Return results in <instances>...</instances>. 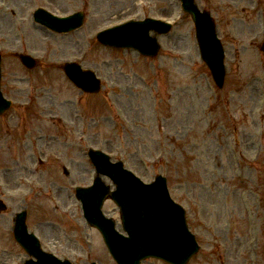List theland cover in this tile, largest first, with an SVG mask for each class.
I'll return each instance as SVG.
<instances>
[{"label":"rangeland","instance_id":"1","mask_svg":"<svg viewBox=\"0 0 264 264\" xmlns=\"http://www.w3.org/2000/svg\"><path fill=\"white\" fill-rule=\"evenodd\" d=\"M197 1L224 11L231 3ZM36 6L59 15L84 10L86 23L54 32L34 22ZM232 12L220 20L230 75L216 93L199 60L194 24L177 0H0L3 91L14 100L8 112L19 114L0 117V190L9 204L0 223V253L7 263L21 256L10 222L25 206L29 227L57 251L71 253L79 264L93 259L116 264L75 193L68 196L76 185L93 181L91 146L123 160L145 181L158 173L170 177L171 195L186 205L202 245L188 264H264V98L252 95L255 82L249 80L253 72L264 79V63L251 44L262 26L258 19L247 26ZM144 15L177 21L175 31L161 37L155 57L95 38L101 28ZM19 51L37 57V66L22 65ZM69 60L98 72L101 89L87 93L75 86L61 69ZM237 87L245 91L230 104L213 101ZM56 119L62 122L51 126ZM13 159L18 164L9 178L4 167L14 165ZM104 209L120 215L111 199ZM143 264L167 263L148 259Z\"/></svg>","mask_w":264,"mask_h":264},{"label":"water","instance_id":"2","mask_svg":"<svg viewBox=\"0 0 264 264\" xmlns=\"http://www.w3.org/2000/svg\"><path fill=\"white\" fill-rule=\"evenodd\" d=\"M190 0H185L190 4ZM39 12V11H38ZM37 12V13H38ZM199 22V34L203 36V17L196 15ZM38 20L46 22L55 29H64L62 22L64 18L55 17L46 12L36 14ZM156 27L150 20L144 22H132L116 29L118 38L106 40L107 43L136 46L144 51H149L145 45H152L157 50L158 44L155 38L148 36V30ZM211 62L218 82L223 80V68L220 66V60L211 55ZM72 79L76 80L83 88L95 90L99 87V82L92 81L90 77L76 67L75 64L65 65ZM1 99V92H0ZM92 158L101 172L111 175L117 182V189L111 193V196L122 207L124 228L129 236H124L115 231L114 224L107 219L101 210L104 198L109 194L108 187H103L101 181L97 180L94 186L88 189L79 190L78 195L83 201L85 215L89 221L98 226L104 233L113 256L121 264H138L142 258L149 255H158L167 258L175 263H181L186 260L194 251L196 243L187 229L185 217L182 208L173 203L164 191V181L158 179L152 185H143L147 189L142 190L140 181H138L129 171H125L119 164H109L105 161V156L101 154H92ZM103 160V161H102ZM107 167V168H106ZM125 182H130V188L125 191ZM143 191V192H141ZM162 207V210H161ZM17 235L21 239L24 237L25 244L28 245L31 252L41 256L30 239L24 233V218L18 221ZM40 260L31 264H45L48 256L39 258ZM56 261L53 264H58Z\"/></svg>","mask_w":264,"mask_h":264}]
</instances>
